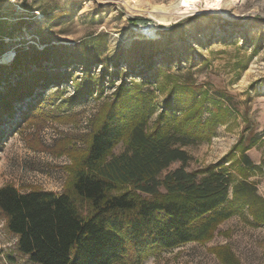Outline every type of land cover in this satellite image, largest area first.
Listing matches in <instances>:
<instances>
[{"label":"rangeland","instance_id":"374dc122","mask_svg":"<svg viewBox=\"0 0 264 264\" xmlns=\"http://www.w3.org/2000/svg\"><path fill=\"white\" fill-rule=\"evenodd\" d=\"M183 1L0 0V92L11 105L0 124V188L64 192L116 87L134 80L155 100L152 121L177 85L209 99L204 118L221 109L215 134L184 147L187 170L229 156L238 174L246 155L264 198V0ZM87 81L93 91L75 95ZM17 241L0 212V264H36ZM143 264H264V224L234 216L211 240Z\"/></svg>","mask_w":264,"mask_h":264},{"label":"trees","instance_id":"16d2710c","mask_svg":"<svg viewBox=\"0 0 264 264\" xmlns=\"http://www.w3.org/2000/svg\"><path fill=\"white\" fill-rule=\"evenodd\" d=\"M91 86L87 81L75 95L90 93ZM2 95L0 124L11 106ZM198 95L193 87L174 86L152 121L157 110L151 92L134 80L120 83L64 192L1 187L0 212L20 253L36 264H143L185 243L211 240L234 216L264 224V198L247 178L256 166L246 155L238 174L229 156L187 170L192 156L184 147L208 141L221 120V109L204 118L209 99ZM121 144L124 150L116 154ZM176 162L180 166L162 176Z\"/></svg>","mask_w":264,"mask_h":264},{"label":"bare ground","instance_id":"6f19581e","mask_svg":"<svg viewBox=\"0 0 264 264\" xmlns=\"http://www.w3.org/2000/svg\"><path fill=\"white\" fill-rule=\"evenodd\" d=\"M183 2L186 3V4H184V5H188L189 0H184ZM150 28H151V27L143 28V29H142L143 33H145V34H146V33H150V30H149Z\"/></svg>","mask_w":264,"mask_h":264}]
</instances>
